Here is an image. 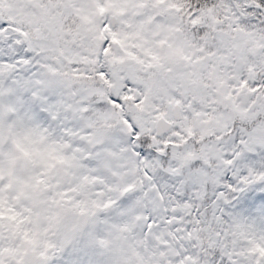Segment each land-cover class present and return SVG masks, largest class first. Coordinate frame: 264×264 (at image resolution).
Instances as JSON below:
<instances>
[{
	"label": "snow or ice",
	"instance_id": "6c2138e0",
	"mask_svg": "<svg viewBox=\"0 0 264 264\" xmlns=\"http://www.w3.org/2000/svg\"><path fill=\"white\" fill-rule=\"evenodd\" d=\"M0 264H264V0H0Z\"/></svg>",
	"mask_w": 264,
	"mask_h": 264
}]
</instances>
